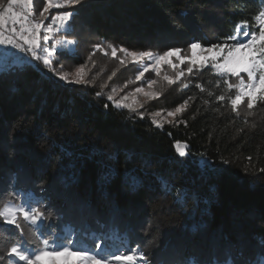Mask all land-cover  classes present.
Segmentation results:
<instances>
[{
  "label": "trees",
  "instance_id": "16d2710c",
  "mask_svg": "<svg viewBox=\"0 0 264 264\" xmlns=\"http://www.w3.org/2000/svg\"><path fill=\"white\" fill-rule=\"evenodd\" d=\"M262 6L264 0H86L77 6L81 10L71 22L70 35L59 34L76 39L75 52L53 60L74 67L86 64L93 45L109 41L132 50L160 51L186 47L193 40L222 41L242 19L251 22ZM53 81L32 70L0 75V190L7 191L11 174L19 173L16 186L50 203L60 217H52L57 229L71 225L84 239V233L118 226L133 246L141 245L153 264H188L191 257L197 264H212L213 257L223 259L228 246L233 255L242 253L239 264H260L264 259V172L260 171L264 103L249 110L251 115L242 106L233 113L226 102L215 100L224 86L204 70L187 78L188 87L163 93L154 110L174 109L192 99L161 130L152 126L148 115L140 119L111 105L106 113V97L97 98L94 88ZM196 83H202L205 91ZM34 125L57 130L51 136L84 159H77L74 167L57 151L49 161ZM177 141L189 146L190 155L183 158L187 163H181L174 147ZM94 144L118 151L121 160L126 150L137 153L128 167L140 170L145 188L130 192L117 177L101 189L97 184L101 169L95 160L104 157L86 159ZM200 154L215 161L214 167L221 171L202 175L192 163ZM141 158L148 159L150 166L144 167ZM115 167L123 172V165ZM156 177L175 185L173 191L163 193ZM180 187L189 192L186 202L177 200ZM4 245L0 239V248Z\"/></svg>",
  "mask_w": 264,
  "mask_h": 264
},
{
  "label": "snow or ice",
  "instance_id": "6c2138e0",
  "mask_svg": "<svg viewBox=\"0 0 264 264\" xmlns=\"http://www.w3.org/2000/svg\"><path fill=\"white\" fill-rule=\"evenodd\" d=\"M35 2L36 0H7L5 6L4 0H0V57L16 56L20 61V64L14 61L10 65L0 66V75H16L32 70L44 79H51L47 75L51 73L55 77L53 83L59 81L65 86L87 85L86 77L90 71L87 64L77 66L71 73L57 71L54 66L53 56L75 52L76 39L60 38L54 41L51 48L48 46L50 34L60 32L70 35L71 22L81 10L77 6H83L86 0H43V7L38 16L35 14ZM20 6H23L22 12L14 10V7ZM180 15L186 16L187 13L181 12ZM38 50L45 55L38 54ZM109 50L111 58L117 59L120 65L134 64L138 66V70L135 79L127 81L122 87H112L110 92L104 93L107 88L105 82L101 85V91L95 93L97 98L102 95L106 97V113L111 105L116 111L127 110L144 119V112L139 110L143 109L145 104L140 102L139 97L143 96L147 103L163 95L154 89L158 83L157 79H146L131 92L117 97L129 84L142 81L149 72L155 73L156 77L171 87L180 83L182 78L196 77L207 70L215 75L218 85L224 86V90L215 96V100L226 102L233 113H237L239 106L245 102L248 110L264 103V6L257 9L251 22L248 19L238 22L233 34L222 41L193 40L186 47H169L163 51L152 48L132 50L109 41L93 45L89 60L96 52L108 56ZM41 60L46 72L38 66L37 62ZM165 68L172 69L173 74L163 72ZM111 79L112 76H109L108 80ZM181 87L186 88L188 85L181 83ZM195 87L201 92L205 91L202 83H196ZM209 95L212 93L209 92ZM191 99L192 97H188L173 110L159 109L150 113L152 126L162 130L164 123L158 118L163 117L165 112L167 117L177 118L186 110ZM33 131L38 134L39 140L46 144L44 155L49 161L57 151L62 153L61 160L69 159L74 167L77 159H84L66 150L62 143L57 142V138L51 136V133L57 130L34 125ZM174 147L182 158L181 163H187L183 158L190 155L189 146L177 141ZM137 155L126 150L124 159L121 160L118 151H108L94 144L86 159L104 157L95 160L101 169L97 178L101 189H105L114 179L120 177L122 185L135 193L145 188L140 170L128 167L136 161ZM247 159L251 161V157ZM141 162L144 167L150 166L146 158H141ZM192 163L201 170L202 175L221 171L214 167L215 161H210L204 154H200V159ZM115 165H123V172ZM260 171L264 172V168ZM156 179L165 194L171 193L175 188V185L160 177ZM18 180L19 173L11 174L8 190H0V239L5 242L0 248L3 253L0 255V262L3 264H153L150 257L141 251V245L133 246L130 237L122 233L118 226L107 232L84 233V239L77 237L78 230L71 225L57 229L51 221L53 216H56L57 220L60 217L50 203L43 197L36 199L30 189L17 187ZM40 191L46 190L41 188ZM176 194L177 200L182 199L185 202L189 196L184 187L177 188ZM197 203H200L198 196ZM160 240L161 237L157 235L158 246ZM241 256V252L233 255L232 247L228 246L223 253V259L213 257L212 264H239ZM188 264H197L196 258H189ZM260 264H264V259Z\"/></svg>",
  "mask_w": 264,
  "mask_h": 264
},
{
  "label": "rangeland",
  "instance_id": "374dc122",
  "mask_svg": "<svg viewBox=\"0 0 264 264\" xmlns=\"http://www.w3.org/2000/svg\"><path fill=\"white\" fill-rule=\"evenodd\" d=\"M40 2H36V6L35 7V14L38 16L39 14V10L42 9L43 7V0H39ZM5 6L7 3V0H5ZM2 10V9H0ZM15 11H23V6L20 7H14ZM48 23V22H46ZM60 32H54L52 34H50V40H49V47L51 48V46L54 44V41L56 39H60L61 37H59ZM43 35V33H42ZM43 43V41H42ZM93 52V49H92ZM91 52V53H92ZM38 54L40 55H45L42 52H39L38 50ZM30 56V54H29ZM56 56H53V59H55ZM14 61H16L18 64H20V61L17 60L16 56H8V57H0V66H7L9 64H12ZM38 66L43 70V71H47L42 63V60L37 62ZM87 66L88 69H90L88 76L86 77L88 83L87 85H68V87H78V88H82V89H90V88H94L97 92L101 91V85L104 84L105 82H107V88L104 89V93H108L111 91L112 87H122L127 81L129 80H134L135 79V75L137 73L138 70V66L134 65V64H128L127 66H123L119 64V61L117 59H113L111 58L110 55V50H109V55L105 56L103 55V53L101 52H96L95 55L92 56L91 60H87ZM57 69V71H64V72H74L75 68L74 66L70 65V64H63L60 65L59 62H55L54 65ZM182 67H186V65H182ZM163 72L171 75L173 74V70L170 68H165L162 70ZM115 73V75L113 76L112 74ZM47 75L49 77H51L53 80H55V77L52 76L51 73H47ZM187 75V74H186ZM112 76V79L109 81L108 77ZM146 79H157L158 83L157 85L154 86V89L158 92H162V93H166L168 90H175L179 91L181 88V83H185V81L187 79H183L182 81L178 84L172 85L171 87H169L166 82L162 81L161 78L156 77L155 73H146L145 77L142 78V81H138L132 84H129L127 88L124 89L123 92H120L118 94L119 96L124 95L127 92H131L135 87L141 85L142 83H144L146 81ZM59 82V81H57ZM60 84L64 85L63 82H59ZM65 86V85H64ZM146 86V84H145ZM67 87V86H66ZM161 95L158 99H154L150 102L145 103L143 96H140V102L144 103L145 106L143 109H140L139 111H143L144 115H148L149 117H151L149 114L157 111L154 110L155 107H158V105L162 103V97L164 96ZM131 102V101H129ZM154 102V103H153ZM243 107L242 110L244 109L246 112H248L249 110L247 109V105L246 102L242 105H240L239 107ZM162 109V108H161ZM159 110V109H158ZM166 110H173V109H166ZM245 113V112H244ZM152 119V117H151ZM160 119L163 123H170L172 121H174L175 119L167 117L166 112L164 113L163 117L158 118Z\"/></svg>",
  "mask_w": 264,
  "mask_h": 264
}]
</instances>
